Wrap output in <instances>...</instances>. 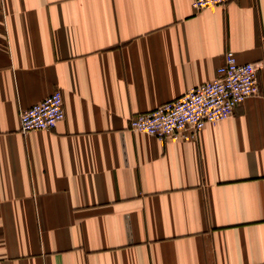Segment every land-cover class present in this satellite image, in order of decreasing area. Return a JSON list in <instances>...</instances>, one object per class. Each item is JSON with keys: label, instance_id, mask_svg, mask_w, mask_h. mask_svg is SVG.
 I'll return each mask as SVG.
<instances>
[{"label": "crops", "instance_id": "obj_1", "mask_svg": "<svg viewBox=\"0 0 264 264\" xmlns=\"http://www.w3.org/2000/svg\"><path fill=\"white\" fill-rule=\"evenodd\" d=\"M227 50L259 84L230 118L129 130ZM56 89L64 120L22 133ZM0 264H264V0H0Z\"/></svg>", "mask_w": 264, "mask_h": 264}, {"label": "built area", "instance_id": "obj_2", "mask_svg": "<svg viewBox=\"0 0 264 264\" xmlns=\"http://www.w3.org/2000/svg\"><path fill=\"white\" fill-rule=\"evenodd\" d=\"M232 1L236 0H191V6L201 11ZM258 94L256 66L239 63L234 52L227 50L213 80L189 89L178 99L150 112L135 115L128 128L159 141H195L206 124L230 118L247 98ZM64 118L63 95L56 89L41 102L20 112V131H50Z\"/></svg>", "mask_w": 264, "mask_h": 264}]
</instances>
